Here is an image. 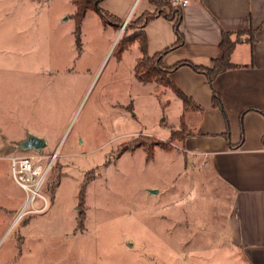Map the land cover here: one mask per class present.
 Returning <instances> with one entry per match:
<instances>
[{
	"label": "rangeland",
	"instance_id": "rangeland-1",
	"mask_svg": "<svg viewBox=\"0 0 264 264\" xmlns=\"http://www.w3.org/2000/svg\"><path fill=\"white\" fill-rule=\"evenodd\" d=\"M74 9L0 0V264H242L220 248L224 191L185 158L182 102L135 77L139 45L123 41L136 17L116 30L88 10L76 43ZM27 133L48 145L19 151ZM11 154L51 163L41 211L37 198L21 212Z\"/></svg>",
	"mask_w": 264,
	"mask_h": 264
},
{
	"label": "crops",
	"instance_id": "crops-1",
	"mask_svg": "<svg viewBox=\"0 0 264 264\" xmlns=\"http://www.w3.org/2000/svg\"><path fill=\"white\" fill-rule=\"evenodd\" d=\"M169 2L181 10L184 42L163 56L164 67L185 60L210 66L221 56V33L228 32L234 41L233 67L218 74L211 87L202 73L186 65L168 77L200 108L185 111L182 104L183 126L188 129L185 158L203 176L200 182L212 174L227 197L226 208L220 212L225 214H220L225 224L222 252L240 258L242 264H264V0ZM99 7L123 22L154 11L148 0H102ZM143 30L147 56L176 41L172 22L163 16L154 17ZM212 89L219 96L220 108L212 104ZM179 242L182 246L163 244L170 251L188 244Z\"/></svg>",
	"mask_w": 264,
	"mask_h": 264
},
{
	"label": "trees",
	"instance_id": "trees-1",
	"mask_svg": "<svg viewBox=\"0 0 264 264\" xmlns=\"http://www.w3.org/2000/svg\"><path fill=\"white\" fill-rule=\"evenodd\" d=\"M102 0H72L73 5L75 6L74 14H73V21H74V34L76 35V43L78 42V34L80 32V22L84 18L86 11L93 10L97 13L100 20L104 25H110L114 27V29L119 30L120 27H122L123 20L118 19L114 15L110 14L109 12H105L99 7V3ZM150 4L154 5V11L153 13L150 12H144L136 19H134L132 26L137 27L135 25H138L141 27L140 32L131 34L130 36H127V38L123 41L124 43H127L126 45L133 44L135 42L139 45V50L141 52V55L136 63V67L134 69L135 77L139 82L143 83H149V82H156L163 87L169 89L172 91L175 96L182 101L183 108L185 111L187 110H199L200 108L194 103L193 100L187 95H185L177 86L174 85L171 79H169L168 75L171 71H173L176 68H179L181 66H188L195 72L199 74H203L206 78L207 84L210 85L212 81L216 78V76L224 71L230 70L233 67V64L230 63V56L231 51L234 46V41L229 38L230 34L228 32H222L221 33V41L219 43V49L221 56L217 57L216 59H213L211 61L210 66H197L195 64H192L191 62L185 60L178 63H175L174 65L170 66V68H166L162 65V58L166 53H169L170 50L177 48L181 46L184 42L183 35L180 30L181 26V10L173 6L169 0H148ZM157 16H163L167 20H170L173 25V30L175 33V42L170 45L169 47L155 52L152 56H147L145 53L146 50V37L144 32V27L147 22L152 20L154 17ZM132 17L126 21L125 27H128ZM131 25V24H130ZM127 46L121 47V51L123 49H126ZM212 104L214 107H221V101L219 99L218 94L212 89V95H211ZM183 119L184 115L181 114L180 118V126L183 125ZM170 139L166 144H162L161 142H157L158 145L163 147V149H170L169 145L173 142V140L176 139V134L174 130L171 131ZM225 136L228 137V132L225 133ZM139 144H135V146H138ZM132 148V147H131ZM147 156H151L153 151L147 150ZM148 156V157H149ZM83 189H80L78 192L79 200L83 202Z\"/></svg>",
	"mask_w": 264,
	"mask_h": 264
},
{
	"label": "built area",
	"instance_id": "built-area-1",
	"mask_svg": "<svg viewBox=\"0 0 264 264\" xmlns=\"http://www.w3.org/2000/svg\"><path fill=\"white\" fill-rule=\"evenodd\" d=\"M54 155L55 153L51 155V157ZM7 158L9 161L11 179L25 192L26 199L22 205L21 212H24L26 208L34 209V211H37V209L41 211L46 205V200L40 193V190L47 172L51 168V163L49 162L43 166L39 163L40 161L33 162L34 158L32 157L19 156L17 154H11ZM37 198L41 199L43 204L36 209L33 207V204Z\"/></svg>",
	"mask_w": 264,
	"mask_h": 264
},
{
	"label": "water",
	"instance_id": "water-1",
	"mask_svg": "<svg viewBox=\"0 0 264 264\" xmlns=\"http://www.w3.org/2000/svg\"><path fill=\"white\" fill-rule=\"evenodd\" d=\"M126 22H123L121 30L125 27ZM46 146V140L44 138H41L39 136L27 133L25 135V138L20 140V142L17 144V149L20 151H26V150H40Z\"/></svg>",
	"mask_w": 264,
	"mask_h": 264
},
{
	"label": "flooded vegetation",
	"instance_id": "flooded-vegetation-1",
	"mask_svg": "<svg viewBox=\"0 0 264 264\" xmlns=\"http://www.w3.org/2000/svg\"><path fill=\"white\" fill-rule=\"evenodd\" d=\"M45 140H46V138H45ZM47 145V144H46Z\"/></svg>",
	"mask_w": 264,
	"mask_h": 264
}]
</instances>
